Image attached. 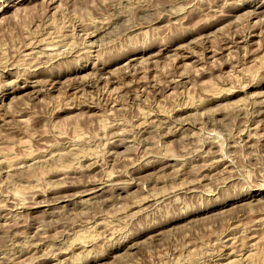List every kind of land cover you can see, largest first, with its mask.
Returning <instances> with one entry per match:
<instances>
[{
	"label": "rangeland",
	"instance_id": "rangeland-1",
	"mask_svg": "<svg viewBox=\"0 0 264 264\" xmlns=\"http://www.w3.org/2000/svg\"><path fill=\"white\" fill-rule=\"evenodd\" d=\"M0 264H264V0H0Z\"/></svg>",
	"mask_w": 264,
	"mask_h": 264
},
{
	"label": "bare ground",
	"instance_id": "bare-ground-1",
	"mask_svg": "<svg viewBox=\"0 0 264 264\" xmlns=\"http://www.w3.org/2000/svg\"><path fill=\"white\" fill-rule=\"evenodd\" d=\"M143 21V20H142ZM142 21L141 22H139L140 24L142 23ZM138 23V22H137ZM234 37V36H233ZM228 41V40H227ZM232 42H234V41H232ZM24 46V45H23ZM37 150V149H36ZM31 152V151H30ZM40 154V153H39ZM74 155V154H73ZM83 155V154H82ZM84 156V155H83ZM30 157V156H29ZM25 158V157H24ZM59 158V157H58ZM46 160V159H45ZM56 160V159H55ZM9 161V160H8ZM58 162V161H57ZM64 162V161H63ZM5 163V162H4ZM59 163V162H58ZM56 164V163H55ZM61 164V163H60ZM53 168V167H52ZM63 168V167H62ZM54 169V168H53ZM61 169V168H60ZM63 170H65V169H63ZM61 171V170H60ZM26 172V171H25ZM59 172V171H58ZM66 176V175H65ZM110 176V175H109ZM106 179V178H105ZM92 180V179H91ZM99 183V182H98ZM95 184V183H94ZM58 185V184H57ZM73 185V184H72ZM59 186V185H58ZM86 186V185H85ZM98 186V185H97ZM97 186H94V187H92V189H90L89 190V192L88 193H92V192H94V190H95V188L97 187ZM87 189V188H86ZM88 190V189H87ZM87 190H86V193H87ZM84 191H85V189H84ZM82 192V191H81ZM78 194H79V192H78ZM85 194V193H84ZM52 200V199H51ZM81 238V237H80ZM247 238V237H246ZM79 239V238H78ZM82 242V241H81Z\"/></svg>",
	"mask_w": 264,
	"mask_h": 264
}]
</instances>
